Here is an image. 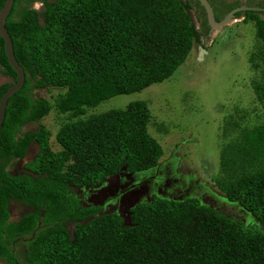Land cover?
I'll use <instances>...</instances> for the list:
<instances>
[{
	"label": "trees",
	"instance_id": "trees-1",
	"mask_svg": "<svg viewBox=\"0 0 264 264\" xmlns=\"http://www.w3.org/2000/svg\"><path fill=\"white\" fill-rule=\"evenodd\" d=\"M4 0H0V7ZM13 0L4 26L25 74L6 101L0 127V261L4 264H264V19L253 11L254 49L248 61L259 75L250 81L261 107L260 122L241 126L228 115L219 150L215 187L252 217L245 223L195 196L152 195L116 212L83 205L71 187H95L120 168L141 172L162 155L148 133L144 100L93 113L112 96L137 92L169 77L200 44L188 0ZM208 27L202 20L203 33ZM0 95L15 80L0 38ZM59 88L52 102L32 90ZM51 109L64 115L50 131L37 122ZM237 111V110H236ZM158 128L163 130V125ZM33 142L37 151L12 174L7 167ZM30 210L9 220L8 203ZM72 224L71 231L67 225ZM27 235L24 251L13 244Z\"/></svg>",
	"mask_w": 264,
	"mask_h": 264
},
{
	"label": "rangeland",
	"instance_id": "rangeland-1",
	"mask_svg": "<svg viewBox=\"0 0 264 264\" xmlns=\"http://www.w3.org/2000/svg\"><path fill=\"white\" fill-rule=\"evenodd\" d=\"M29 6L36 11L42 9L39 2ZM189 13L199 31L202 27L197 15L191 9ZM254 31L252 21L241 22L236 18L221 27L212 39L200 37L203 51L198 43L193 44L186 59L169 77L140 91L112 96L86 109L88 113H97L122 108L133 100H144L150 112L147 131L160 144L162 155L157 160V168L139 178L120 168L95 187H71L83 205H102L99 213L116 212L127 224L129 207L152 195L175 200L195 196L227 216L245 223L253 220L236 202L225 198L215 187L213 177L219 175L220 147L229 139L222 134L223 120L228 115L237 119L241 114L243 118L237 120L241 126H251L261 120V107L250 87L251 79L259 75L258 68L254 69L248 61L254 49ZM9 80L10 77L0 71V83ZM59 91L47 85L33 89L32 97L52 102ZM63 120L64 115L51 109L39 121L24 124L21 131L44 125L50 131V147L57 150L59 145L54 135ZM159 124L163 125V130L158 128ZM36 151L37 145L31 142L22 158L11 161L8 171L22 170ZM28 210V207L11 203L9 220L16 221ZM72 226L68 224L67 229L71 231ZM0 264L4 263L0 261Z\"/></svg>",
	"mask_w": 264,
	"mask_h": 264
},
{
	"label": "water",
	"instance_id": "water-1",
	"mask_svg": "<svg viewBox=\"0 0 264 264\" xmlns=\"http://www.w3.org/2000/svg\"><path fill=\"white\" fill-rule=\"evenodd\" d=\"M197 1L199 5L203 8V11L205 13V23L208 26L207 39L209 40L212 39V37L221 27L230 24L235 19L233 17V12L238 8L232 9L220 19H216L213 14L212 8L207 0H197ZM12 3L13 0H4L2 6L0 7V38L3 40V49L7 62L16 75L15 80L12 81L3 91V93L0 95V127L4 117L6 101L10 95H12L15 91H17L21 87L25 77L22 66L19 65V63L14 57L12 51L11 39L4 26L6 16L8 15L12 7ZM199 49L203 51L201 46L199 47Z\"/></svg>",
	"mask_w": 264,
	"mask_h": 264
},
{
	"label": "flooded vegetation",
	"instance_id": "flooded-vegetation-1",
	"mask_svg": "<svg viewBox=\"0 0 264 264\" xmlns=\"http://www.w3.org/2000/svg\"><path fill=\"white\" fill-rule=\"evenodd\" d=\"M207 1L209 2L210 6L212 8L213 14H214L216 19H220L221 17L226 15L229 11H231L232 9H235V8H238L237 10H235L233 12V17L235 19L236 18L242 19L244 17L245 13L248 12V11H253L259 17L264 18V0H225V1H222V0H207ZM34 2H39V3H41V6H43V2L40 1V0H33V1L30 2V4L34 3ZM188 2H189V9L193 10L194 13L197 15V19L200 22V25L202 27V20L205 18V13L203 11V8L199 5L197 0H188ZM199 31H200V34H201L200 37H203V39L207 40L208 29H207V31L205 33H203L202 28ZM155 168H157V164H155L154 167H151V168H149V169H147L145 171L131 172V173L136 178H139L146 171H150V170L155 169ZM22 171H23V168H22V170H20L18 172H16V171L12 172V174L20 173ZM79 202L82 203L81 200H79ZM11 203H18L19 205H21L23 207H27V206H24L22 203L16 202V201H10L8 203V207L10 206ZM84 205H88V204H84ZM89 205H91V204H89ZM99 206H101V209L103 208L102 205H99ZM26 236L27 235L19 237L17 242H15L13 244V252H15L16 254H20L21 251L25 250L24 249V241H25V237ZM20 248L23 249V250H21Z\"/></svg>",
	"mask_w": 264,
	"mask_h": 264
},
{
	"label": "clouds",
	"instance_id": "clouds-1",
	"mask_svg": "<svg viewBox=\"0 0 264 264\" xmlns=\"http://www.w3.org/2000/svg\"><path fill=\"white\" fill-rule=\"evenodd\" d=\"M198 46L200 47V44Z\"/></svg>",
	"mask_w": 264,
	"mask_h": 264
}]
</instances>
